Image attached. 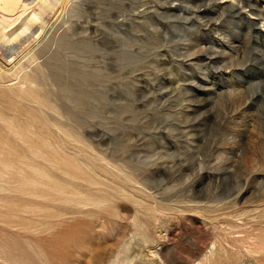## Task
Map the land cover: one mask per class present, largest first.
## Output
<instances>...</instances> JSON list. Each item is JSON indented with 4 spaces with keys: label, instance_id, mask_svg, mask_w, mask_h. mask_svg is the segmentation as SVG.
<instances>
[{
    "label": "rangeland",
    "instance_id": "1",
    "mask_svg": "<svg viewBox=\"0 0 264 264\" xmlns=\"http://www.w3.org/2000/svg\"><path fill=\"white\" fill-rule=\"evenodd\" d=\"M45 31L37 84L0 78V264H264V0H68Z\"/></svg>",
    "mask_w": 264,
    "mask_h": 264
},
{
    "label": "bare ground",
    "instance_id": "2",
    "mask_svg": "<svg viewBox=\"0 0 264 264\" xmlns=\"http://www.w3.org/2000/svg\"><path fill=\"white\" fill-rule=\"evenodd\" d=\"M59 3L58 0H0V53H5L8 57H13L14 59L12 68H6L0 61V78H20L19 82L28 86L32 83L37 84L38 80L30 77L28 73L22 77L19 74L37 59L38 48L34 49V46L42 43L45 36H47L45 31L47 17L53 15L58 20L66 8L68 0H64V3L62 2L63 5L60 10L57 8ZM25 13L26 15H24ZM14 43H18V46L15 47ZM31 44L35 45L29 48ZM52 102H49V104ZM20 135L23 134L20 133ZM4 166L9 167L11 165L5 164ZM28 179L30 180V178Z\"/></svg>",
    "mask_w": 264,
    "mask_h": 264
}]
</instances>
